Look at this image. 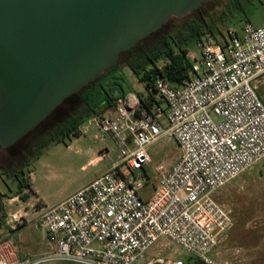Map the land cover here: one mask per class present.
Returning a JSON list of instances; mask_svg holds the SVG:
<instances>
[{"label":"built area","instance_id":"built-area-1","mask_svg":"<svg viewBox=\"0 0 264 264\" xmlns=\"http://www.w3.org/2000/svg\"><path fill=\"white\" fill-rule=\"evenodd\" d=\"M223 38L219 43L202 35L197 53L186 52L189 80L172 86L159 76L150 107L126 93L112 115L87 121L100 133L98 139H110L117 161L42 209L38 222L52 250L43 258H18L9 238L27 221L8 215L0 264H184L146 256L161 241L199 264H217L211 253L232 220L212 196L264 160V101L257 93L264 77V24L244 23L241 36L229 27ZM161 139L178 146L179 158L143 198L147 151Z\"/></svg>","mask_w":264,"mask_h":264},{"label":"water","instance_id":"water-1","mask_svg":"<svg viewBox=\"0 0 264 264\" xmlns=\"http://www.w3.org/2000/svg\"><path fill=\"white\" fill-rule=\"evenodd\" d=\"M211 0H0V149L119 55Z\"/></svg>","mask_w":264,"mask_h":264},{"label":"rangeland","instance_id":"rangeland-1","mask_svg":"<svg viewBox=\"0 0 264 264\" xmlns=\"http://www.w3.org/2000/svg\"><path fill=\"white\" fill-rule=\"evenodd\" d=\"M226 0H211L206 5V12L216 19L221 13V6ZM249 23L254 27L264 24V0H252L247 7ZM220 34L215 30L214 37L223 43V33L231 27L238 35H242L243 23L231 22L219 24ZM197 53L195 47L190 49ZM164 61L158 63L161 67ZM122 68V65L119 64ZM119 81L125 93L132 92L138 97H146L149 90L123 68ZM129 88H128V87ZM258 92L264 101V77L258 84ZM86 122L81 127V134L71 139L68 146L51 145L30 163L23 171L31 189H24L15 196L17 183L5 175L0 176V206L1 216L0 239L6 235V220L10 214L25 216L27 223L9 238L13 251L19 259L43 258L52 252L45 232L40 228L38 215L46 206L58 203L76 190L93 180L117 161V150L107 136L100 140V133L93 124ZM86 127V128H85ZM85 130V132H82ZM105 149L107 155L98 164H88L99 151ZM150 163L145 168L147 177L145 187L139 192L147 198L158 185L161 175L166 174L177 162L180 151L171 140L161 139L148 148ZM10 163L5 150L0 149V168H7ZM161 167L159 170L158 168ZM96 178V177H95ZM22 195H27L23 200ZM213 200L222 205L229 213L232 226L227 231L225 239L211 253V258L217 264H264V160L242 173L240 176L217 190ZM159 256L168 261L195 259L187 255L181 248L161 241L146 256ZM145 256V257H146ZM45 264H73L67 262H49Z\"/></svg>","mask_w":264,"mask_h":264},{"label":"trees","instance_id":"trees-1","mask_svg":"<svg viewBox=\"0 0 264 264\" xmlns=\"http://www.w3.org/2000/svg\"><path fill=\"white\" fill-rule=\"evenodd\" d=\"M251 1L226 0L216 19L206 12V5L211 3L210 1L180 19L170 18L159 30L130 50L121 53L115 65L106 69L78 93L66 98L15 144L4 149L10 163L7 168H0V176L5 175L7 179L17 183L13 197L18 196L24 189H31L23 169L36 160L47 147L60 144L68 146L71 139L80 136L81 127L88 120L94 116H106L114 111L116 101L126 94L119 82L123 80V68L128 69L137 82L149 90L150 93L146 97L139 99L144 107H150L155 102L156 79L161 76L172 86L184 85L189 80L188 72L191 69L186 52L195 46L202 35L214 36L215 30L220 34L217 27L219 24L249 22L247 7ZM161 61H164V64L159 67L158 63ZM257 93L261 98L258 91ZM143 173L145 174V171ZM27 197L21 196L23 200ZM1 211L0 206V213ZM3 218L4 216H1L0 223ZM184 264L199 262L195 260L190 263L188 259Z\"/></svg>","mask_w":264,"mask_h":264},{"label":"crops","instance_id":"crops-1","mask_svg":"<svg viewBox=\"0 0 264 264\" xmlns=\"http://www.w3.org/2000/svg\"><path fill=\"white\" fill-rule=\"evenodd\" d=\"M128 93H132V92H128ZM113 114V111L112 112H110L109 114H107V116H109V115H112ZM83 127V126H82ZM86 128V127H85ZM86 130V129H85ZM85 130L83 131V128H82V132H85ZM104 140V139H103ZM106 155H107V151L105 150V149H103L102 151H99V153L97 154V156H95L92 160H90L89 162H88V164H90V165H92V166H94V165H96V164H98L102 159H104L105 157H106ZM108 170V169H107ZM107 170H104L103 172H105V171H107ZM171 170V169H170ZM169 170V171H170ZM168 171V172H169ZM103 172H101L100 174H102ZM100 174H98V175H96L95 177H97V176H99ZM94 177V178H95ZM93 178V179H94ZM61 201V200H60ZM5 237V235L0 239V240H2L3 238Z\"/></svg>","mask_w":264,"mask_h":264}]
</instances>
